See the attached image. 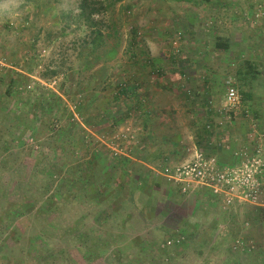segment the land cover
Listing matches in <instances>:
<instances>
[{"label": "rangeland", "instance_id": "obj_1", "mask_svg": "<svg viewBox=\"0 0 264 264\" xmlns=\"http://www.w3.org/2000/svg\"><path fill=\"white\" fill-rule=\"evenodd\" d=\"M81 1L0 0V264H260L264 208L185 200L145 168V147L157 145L145 138V89L176 80L164 89L193 111L195 72L218 94L203 107L224 104L228 81L238 87L237 53L218 47L222 8L200 19L186 2L90 0L106 7L93 29L79 18ZM205 37L199 73L192 42ZM215 115L228 126L218 141L242 134L241 114ZM170 156L181 154L161 164ZM240 239L257 250L239 251Z\"/></svg>", "mask_w": 264, "mask_h": 264}, {"label": "crops", "instance_id": "obj_2", "mask_svg": "<svg viewBox=\"0 0 264 264\" xmlns=\"http://www.w3.org/2000/svg\"><path fill=\"white\" fill-rule=\"evenodd\" d=\"M174 1L177 3L186 2L194 6L193 15L200 19L209 16L210 13H208V11L213 8V6L222 8L221 30L224 34V43L223 45H218V47L225 49L230 55L231 53H237L236 76L238 80V89L242 95L243 105H241L240 112L234 115V117L241 114L243 132L242 134L234 136V141H232V143L228 136H225V138L220 141L214 136L216 131L225 133L228 126L215 115V111L222 105L207 108L203 107V102L200 100L204 96L217 97L218 94H213L215 91L213 90L214 84L212 82V77L211 79H208V77L202 78L198 72H195V74L191 76L192 80L187 85L193 88L195 99L197 98L192 108L193 111H189L185 108V103L183 101H180L181 105H179L178 101H175V98H179V94H182L181 92L178 93L175 90L176 93L173 95L167 92L168 90L166 91L164 89V82L165 86L174 88L176 87V80H159V84L157 83L155 85L159 87H155L153 90L151 88L145 89V98L150 104V111H145V138L150 136V134H154L157 144L155 148H149V150L145 147V168L149 170V172L166 180L168 179L163 176V169L165 167H175L187 161L195 149H203L199 146V142L203 141L205 145L213 148L218 147L216 149H228L229 158L238 150L252 148V143L249 139L251 130L250 122L244 118L242 111H249L252 117L259 121L260 129L264 132V56H260L258 49L259 39H257L256 36L257 34H264V0H199L198 5H201V7H198L196 0ZM198 29V24L192 26V34L199 31ZM207 40V37H205L204 41L201 40V38H198V40L193 38L192 42L196 50L195 53L192 54L193 64L196 68H200L199 73L200 71L202 72L208 60H204V51L209 47ZM153 43L152 41L149 42L151 46H153ZM151 50H153V47H151ZM175 111L176 114L173 113ZM200 117H203L206 121L202 124L201 131H198L200 127V119L198 118ZM168 145L171 146L172 149H170ZM162 147L163 152L161 150ZM186 147L189 148L188 151L190 153L186 158H182V154H184ZM179 154H181L180 157L176 156L179 160H174L176 157L170 156L169 159L171 162L168 165L161 164L159 160H164L166 155ZM181 158L182 161L180 162ZM139 161L141 162L142 160ZM178 194L185 200L196 199L201 195H208L219 207H221L217 197L208 190H200L191 197L183 196L179 192ZM244 207L249 208L252 206H236L234 209H241ZM255 249L256 247L254 250ZM260 255L263 256L259 257L258 262L263 264L264 254L261 253Z\"/></svg>", "mask_w": 264, "mask_h": 264}, {"label": "built area", "instance_id": "obj_3", "mask_svg": "<svg viewBox=\"0 0 264 264\" xmlns=\"http://www.w3.org/2000/svg\"><path fill=\"white\" fill-rule=\"evenodd\" d=\"M241 105L238 87L228 81L225 103L215 113L231 118L240 112ZM242 114L250 122L252 148L234 152L228 161L203 149H195L187 161L163 169V176L181 195L191 197L200 190H208L217 197L224 211L236 206L264 208V132L249 111H242ZM249 247L255 248L243 239L237 241L239 251L244 252Z\"/></svg>", "mask_w": 264, "mask_h": 264}, {"label": "trees", "instance_id": "obj_4", "mask_svg": "<svg viewBox=\"0 0 264 264\" xmlns=\"http://www.w3.org/2000/svg\"><path fill=\"white\" fill-rule=\"evenodd\" d=\"M106 7L104 3H95L90 0H82L79 5L80 15L79 18L84 22L88 28H95V17L101 14L102 10H105ZM95 38L93 40L94 46L98 47L101 45L102 34L100 31H96Z\"/></svg>", "mask_w": 264, "mask_h": 264}]
</instances>
